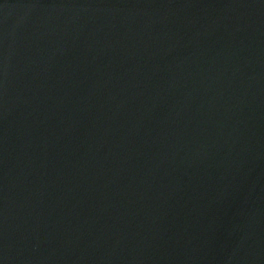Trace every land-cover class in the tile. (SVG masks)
Here are the masks:
<instances>
[{"label": "water", "instance_id": "1", "mask_svg": "<svg viewBox=\"0 0 264 264\" xmlns=\"http://www.w3.org/2000/svg\"><path fill=\"white\" fill-rule=\"evenodd\" d=\"M0 264H264V0H0Z\"/></svg>", "mask_w": 264, "mask_h": 264}]
</instances>
